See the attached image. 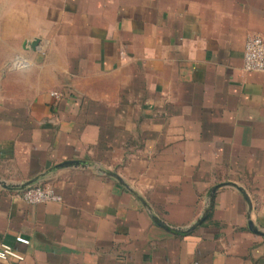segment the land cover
I'll use <instances>...</instances> for the list:
<instances>
[{
  "label": "crops",
  "instance_id": "0c3cea01",
  "mask_svg": "<svg viewBox=\"0 0 264 264\" xmlns=\"http://www.w3.org/2000/svg\"><path fill=\"white\" fill-rule=\"evenodd\" d=\"M249 36L264 0H0V264H264ZM35 179L61 201L16 196Z\"/></svg>",
  "mask_w": 264,
  "mask_h": 264
},
{
  "label": "built area",
  "instance_id": "2783aa9c",
  "mask_svg": "<svg viewBox=\"0 0 264 264\" xmlns=\"http://www.w3.org/2000/svg\"><path fill=\"white\" fill-rule=\"evenodd\" d=\"M243 70L245 72H264V40L260 36H249L246 39L243 54ZM51 96L57 98V93H51ZM18 196L26 204L39 203H59L61 197L55 193L51 187L42 186L39 184H30L25 187L16 189ZM16 242L22 245H28V240L18 236ZM8 257L22 260L20 256L12 252L8 246L0 247V259ZM198 264V263H193Z\"/></svg>",
  "mask_w": 264,
  "mask_h": 264
},
{
  "label": "water",
  "instance_id": "95a60500",
  "mask_svg": "<svg viewBox=\"0 0 264 264\" xmlns=\"http://www.w3.org/2000/svg\"><path fill=\"white\" fill-rule=\"evenodd\" d=\"M37 44H38V40L35 39L32 42H30V43L25 42L23 47L25 48L26 46H28L29 49L34 50L36 48ZM68 166H80L81 168L87 169V170L92 171V172H95L97 174L106 175V176H110V177L116 178L118 181H120L121 183H123L122 180L118 176H116L115 174L102 172L98 168L93 167L91 165H88V164H86L83 161H78V160L65 161V162H62L60 164H57L56 166H54V168H64V167H68ZM35 181H36V179L35 180H32V181H29L27 183H24V184H22V186H19V187L20 188L25 187L27 185L33 184ZM227 186H233V187H235L236 190L240 194H242V196L245 198V200H246V202L248 204V209L250 210L251 207H250V202H249L248 197L246 196L245 192L241 188L236 187L235 184L220 183V184L214 186L211 189V191H210L209 200H211L214 197V195L216 194V192L218 190H220L221 188L227 187ZM203 220H204V216H201L200 218H198V220H196L195 222H193L189 227H187V228H178L177 230L180 231V232H188L190 230H193L196 226H199L203 222ZM159 225L162 226V227H165V224H159ZM248 227H249V229L254 234H256L258 236L264 237V232H262L261 230L257 229L253 225L252 222H250V221L248 222Z\"/></svg>",
  "mask_w": 264,
  "mask_h": 264
},
{
  "label": "rangeland",
  "instance_id": "374dc122",
  "mask_svg": "<svg viewBox=\"0 0 264 264\" xmlns=\"http://www.w3.org/2000/svg\"><path fill=\"white\" fill-rule=\"evenodd\" d=\"M12 63H15L16 66H23V64L25 63L22 59H15L14 61L11 62Z\"/></svg>",
  "mask_w": 264,
  "mask_h": 264
}]
</instances>
